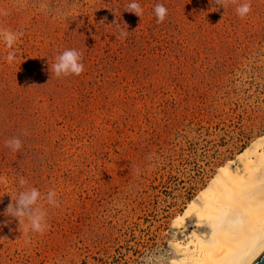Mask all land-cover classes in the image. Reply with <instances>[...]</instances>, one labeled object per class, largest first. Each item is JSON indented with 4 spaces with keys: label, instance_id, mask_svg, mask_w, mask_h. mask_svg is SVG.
Segmentation results:
<instances>
[{
    "label": "rangeland",
    "instance_id": "obj_1",
    "mask_svg": "<svg viewBox=\"0 0 264 264\" xmlns=\"http://www.w3.org/2000/svg\"><path fill=\"white\" fill-rule=\"evenodd\" d=\"M132 2L0 0L21 34L0 40V264H172L176 219L264 137V0ZM68 49L84 71L57 78ZM32 187L42 234L4 214Z\"/></svg>",
    "mask_w": 264,
    "mask_h": 264
},
{
    "label": "bare ground",
    "instance_id": "obj_2",
    "mask_svg": "<svg viewBox=\"0 0 264 264\" xmlns=\"http://www.w3.org/2000/svg\"><path fill=\"white\" fill-rule=\"evenodd\" d=\"M170 230L172 264H252L264 252V137L221 168Z\"/></svg>",
    "mask_w": 264,
    "mask_h": 264
},
{
    "label": "clouds",
    "instance_id": "obj_3",
    "mask_svg": "<svg viewBox=\"0 0 264 264\" xmlns=\"http://www.w3.org/2000/svg\"><path fill=\"white\" fill-rule=\"evenodd\" d=\"M215 4L223 7H227L229 3L237 4V0H214ZM126 12L135 14L141 17L143 10L141 6L133 0L132 3L124 6ZM216 9V8H215ZM218 9H216L217 11ZM251 12V3L245 2L243 4H238L236 7V13L240 18H244ZM115 15V13L113 12ZM154 14L156 17V22L163 23L167 17L168 10L162 5L157 4L154 6ZM113 24H120L115 22ZM112 24V25H113ZM129 32V31H128ZM127 32L120 31L119 35L121 37H126ZM20 33L13 32L8 29H0V40H3L8 48H12L20 37ZM82 54L75 49H68L59 54L55 59L56 62L50 66L51 74L57 78L68 77L71 75L80 76L84 71V65L81 62ZM15 56L13 53H9L7 56L8 61H13ZM5 146L10 148L14 152H18L22 147V141L18 137H13L5 142ZM20 185L23 187L27 181L21 179L19 181ZM56 193L54 191H49L47 193V202L49 205L58 206V202L55 199ZM41 200V192L35 188H29L25 191H21L18 198L10 203L4 213L6 216L15 218L20 221L21 219H27L28 227L25 231H32L34 233L42 234L46 228V212L39 207H36L38 202ZM13 201V200H12Z\"/></svg>",
    "mask_w": 264,
    "mask_h": 264
},
{
    "label": "water",
    "instance_id": "obj_4",
    "mask_svg": "<svg viewBox=\"0 0 264 264\" xmlns=\"http://www.w3.org/2000/svg\"><path fill=\"white\" fill-rule=\"evenodd\" d=\"M252 264H264V252L261 253Z\"/></svg>",
    "mask_w": 264,
    "mask_h": 264
}]
</instances>
